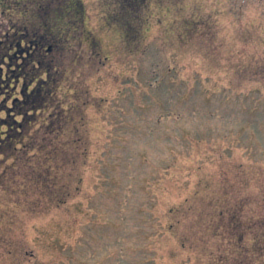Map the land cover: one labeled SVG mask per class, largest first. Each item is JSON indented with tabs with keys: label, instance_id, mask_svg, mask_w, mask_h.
I'll return each instance as SVG.
<instances>
[{
	"label": "rangeland",
	"instance_id": "rangeland-1",
	"mask_svg": "<svg viewBox=\"0 0 264 264\" xmlns=\"http://www.w3.org/2000/svg\"><path fill=\"white\" fill-rule=\"evenodd\" d=\"M119 1L83 0L79 20L61 11L60 44L21 71L23 54L10 59L2 43L30 0H0L9 102L29 87L32 120L58 111L72 126L57 143L71 133L87 145L0 156V264H238L233 233L255 243L264 0Z\"/></svg>",
	"mask_w": 264,
	"mask_h": 264
},
{
	"label": "trees",
	"instance_id": "trees-1",
	"mask_svg": "<svg viewBox=\"0 0 264 264\" xmlns=\"http://www.w3.org/2000/svg\"><path fill=\"white\" fill-rule=\"evenodd\" d=\"M82 1L83 0H30L29 5H27L25 9L22 8L24 13L29 16H26V19L17 24V31L13 34V38L11 40L7 39L2 43V47L6 46V49H10L7 54H11L10 59L23 54L25 62L21 66V71L24 70V67L29 65L32 60L34 62L38 54L43 53L44 47L48 46L49 49H53L60 44V36L58 32L54 30V21H58L61 11L62 13H74L73 17H75V20H79L82 17L83 10L80 13V17L78 13L74 11V8L76 4H83ZM143 1L144 0H121L119 3L123 2V11H127V9H134L136 2L141 3ZM18 6L20 7L19 4ZM125 27H130V25L126 24ZM132 29L135 31L136 27H132ZM55 68L54 64L45 66V72L51 79L55 73ZM0 73H2L0 79H4V72L0 71ZM19 77H21V74L18 78ZM8 78L9 87H5V82L7 80H5L4 83L0 81V156L22 160L23 156L30 153L32 150L35 149L38 151L40 149H45L49 145L54 148L61 146L64 148H79L84 145L87 148L83 136H75L71 133L60 143H57L58 139H60L58 131H63L65 129L64 126L68 129L72 126V122L69 119L65 120V122H61L60 112L57 111L53 113L49 122H36L32 120L31 112H35L41 107L35 104L36 102H32L28 99L30 93L29 87L27 88L24 84L20 96L14 98L12 103H10L9 97L7 96L9 90L5 89H10L12 87L14 78L10 75H8ZM47 82H49V79H46L42 86L44 87ZM37 88L39 89V87ZM74 127H77V124ZM42 130H46L47 135L43 138H39L38 132ZM75 130L79 131L78 128H74L72 131ZM252 171V180L254 179L253 185H258L256 183H259L258 187H260L258 192H255V194L253 193V209L250 208L252 212H250L251 225L248 234H251L255 243L251 244L253 245L252 247L247 244L244 246L245 241H243L242 238L246 234H239L238 231L233 233L234 236H231L230 239H232V242L233 239L234 241L236 240L234 242V248H240L238 264H264V239L263 236L258 233L259 230H264V167L257 168L253 166ZM241 201L242 200L235 202L237 205L234 208H229L228 211L234 215L233 217L237 224L236 230L239 229V221L244 217V206L246 204ZM243 260L245 263H243Z\"/></svg>",
	"mask_w": 264,
	"mask_h": 264
}]
</instances>
